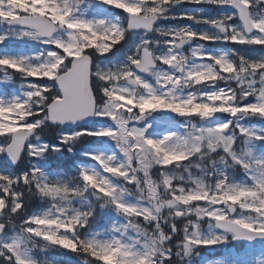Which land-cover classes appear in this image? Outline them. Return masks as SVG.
<instances>
[{
  "label": "snow or ice",
  "instance_id": "obj_1",
  "mask_svg": "<svg viewBox=\"0 0 264 264\" xmlns=\"http://www.w3.org/2000/svg\"><path fill=\"white\" fill-rule=\"evenodd\" d=\"M0 24L40 45L0 52V84L21 80L0 90V264H191L230 241L216 264H264V127L242 123L264 121V0H0ZM85 138L94 164L46 171Z\"/></svg>",
  "mask_w": 264,
  "mask_h": 264
},
{
  "label": "rangeland",
  "instance_id": "obj_2",
  "mask_svg": "<svg viewBox=\"0 0 264 264\" xmlns=\"http://www.w3.org/2000/svg\"><path fill=\"white\" fill-rule=\"evenodd\" d=\"M200 7H204L205 10H206V14L208 15H215L217 14V10H215L212 6H209V5H183L182 7H178L177 9L174 10V12L176 14H179L181 11H184V10H191L193 8H200ZM114 12L116 14H122V10H114ZM126 15V14H124ZM182 23V24H181ZM185 24H188V25H191L192 27H207L205 25H195V24H192V22L190 21H187V20H178V21H174V20H168V21H161L159 26H162V27H170V26H174V25H185ZM7 28V25H3V24H0V32H3L5 29ZM154 38H158V37H154ZM229 46L228 45H224V44H221V43H217V44H212V49L213 50H227ZM237 48H241L243 49V46H236ZM254 48H259V46H252ZM40 48V45H38L37 43L33 42V41H28V40H9L7 41L4 45H0V52H3V51H9V52H12L14 54H32L34 52H37ZM188 49H187V46H185V52L187 53ZM244 54L246 55H253V53H249L247 50H244ZM255 54H258V53H255ZM122 58V57H121ZM234 59H237L234 57ZM2 76L3 74L0 73V80H2ZM17 78L18 80L11 83V84H8V85H3V84H0V90H5V91H8L9 93L13 92V91H16L18 90V87H19V84L21 83V80H20V77L19 75L17 74ZM219 86L223 87V83H221ZM179 119V118H178ZM256 121H251V120H247V121H242V123H246V124H249V125H256V126H260V127H264V121H260L258 119H255ZM97 139V138H96ZM94 139V141L96 140ZM103 139V138H101ZM84 139L79 143L77 144L76 146L77 147V152H75V154L73 153H69L68 154L72 157H75V156H80L81 158H84L86 160L89 161L88 158L82 156L80 154L81 150L87 146L85 143H84ZM67 151V149L65 148L63 150L64 151ZM62 152V153H63ZM62 153H59V154H56V153H53L51 156H60ZM75 164H81L80 161H76ZM87 164H94L93 162H88ZM98 167V165H97ZM77 170V168H76ZM193 171L195 172L196 170L193 169ZM236 178L239 180V179H243V174L242 173H237L236 174ZM194 219V217H193ZM205 231H210V229H205ZM232 243L231 241L227 244H222V245H216V246H211V247H208L207 248V251L209 252V256L210 255H213V254H216L217 252H222L223 254L227 255L229 252H235V251H243V250H236L235 248H233L232 246ZM261 248V246H258L256 249L257 251H259V249ZM65 250V249H64ZM62 250V249H59V253H52L51 251H47V252H39L37 251L35 253L36 257L40 260H47V261H51L52 264H81V261H78L74 258L69 257V253L72 254L71 252H66L68 250ZM199 259H202L204 260L203 258H199ZM219 259V258H218ZM218 259H214V260H209L210 262H212V264H216V262L218 261ZM201 261V260H199ZM191 264H196L195 260H191ZM200 264H205V262H201Z\"/></svg>",
  "mask_w": 264,
  "mask_h": 264
},
{
  "label": "trees",
  "instance_id": "obj_3",
  "mask_svg": "<svg viewBox=\"0 0 264 264\" xmlns=\"http://www.w3.org/2000/svg\"><path fill=\"white\" fill-rule=\"evenodd\" d=\"M55 134H56L55 131H52L45 138L51 139L52 143H56V140L54 138ZM94 139H96V138H85L84 143L87 146L91 145L94 143ZM77 147L78 146H76V152L78 151ZM76 161H80L83 164L86 163V160L84 158H81L80 156L72 157L68 154V151L65 150L60 156H50L49 157V164L51 167L48 169V171L49 172L56 171V172L62 174L65 178L75 176L77 173L75 172L76 168L73 166L76 165L75 164ZM4 166H5V164L3 161V155H0V171L4 170ZM23 166L24 165L22 163L20 165V167H23ZM152 175H153L154 179L159 178L158 171L156 169H153ZM29 203H30V209L34 210V211H38V212L43 211L48 206L47 202L41 201L39 199V197H33ZM232 247L236 248L237 250H243L246 248V246H234V245H232ZM256 247L257 246H255V248ZM56 250L59 251V248H53V249H50L49 251H56ZM198 251H199V255L198 256L194 255L192 260H195L196 262L200 263L199 258H203L204 256H208L209 253L207 252V248H200ZM68 253H69V251H68ZM220 253L221 252H217L218 255L216 257L221 255ZM69 255L72 256L74 259L81 261V262L84 259L83 256L78 257L75 253H72V254L69 253ZM216 257H214V258H216ZM89 259H91V258H89Z\"/></svg>",
  "mask_w": 264,
  "mask_h": 264
},
{
  "label": "water",
  "instance_id": "obj_4",
  "mask_svg": "<svg viewBox=\"0 0 264 264\" xmlns=\"http://www.w3.org/2000/svg\"><path fill=\"white\" fill-rule=\"evenodd\" d=\"M82 126H87V125H82ZM5 157V156H4ZM5 161H6V157H5ZM11 168H15V166H11ZM234 244H243L242 242H233ZM258 244V243H257Z\"/></svg>",
  "mask_w": 264,
  "mask_h": 264
}]
</instances>
